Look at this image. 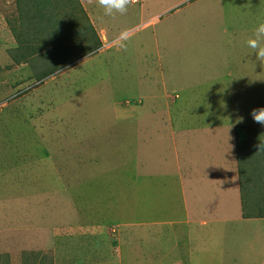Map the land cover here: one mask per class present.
<instances>
[{
	"label": "rangeland",
	"instance_id": "obj_1",
	"mask_svg": "<svg viewBox=\"0 0 264 264\" xmlns=\"http://www.w3.org/2000/svg\"><path fill=\"white\" fill-rule=\"evenodd\" d=\"M261 22L264 0H0V264H264V226L233 224L264 216Z\"/></svg>",
	"mask_w": 264,
	"mask_h": 264
},
{
	"label": "crops",
	"instance_id": "obj_2",
	"mask_svg": "<svg viewBox=\"0 0 264 264\" xmlns=\"http://www.w3.org/2000/svg\"><path fill=\"white\" fill-rule=\"evenodd\" d=\"M223 125H225V124H220V125H217V128L215 129V127L213 126V129H215V130H217L218 131V139L216 140L214 137H212L211 135H210V138L209 139H206L205 141H204V143L206 144V146H204V149H206V152L208 153V154H211L212 152L211 151H209L208 149H207V147H209V145H210V142L212 143V144H214L215 146H218V147H221L222 145H223V140H222V132H226V130H224V126ZM229 126V125H228ZM209 130H211V127L209 128ZM194 134V133H193ZM194 136V139L195 140H190L189 142H191V141H196V140H198V141H202L201 140V136H199V135H197V134H194L193 135ZM208 140V141H207ZM184 141L186 142V138H184ZM201 144H198V143H196L195 144V146L197 147L196 149H198V147L200 146ZM202 148V147H201ZM200 148V149H201ZM225 153H229V152H225ZM230 154V153H229ZM219 156H221V155H219ZM196 157V155L194 154V156L193 157H189L191 160H193L194 158ZM211 156L210 155H208V157H207V159L205 160V161H203L204 163L203 164H200L199 165V169H201L202 170V168H204L205 170H204V172L206 171V173H207V170L209 171L208 173H207V178H208V181H207V186H203V187H207V188H205L207 191H209V192H211V185H212V183L211 182H209V179H213L214 180V185H216L215 184V181L219 178V174H224V173H222L221 172V167H224V166H222L223 165V162H221L220 160H218V155H214V159H211L210 158ZM219 158H221V157H219ZM196 159V158H195ZM223 159H225V158H223ZM224 161H226V160H224ZM196 161H191V163L193 164V163H195ZM193 166V165H192ZM228 169H229V171L231 172V174H232V172H233V169H232V166H228ZM189 173L187 172V175H188ZM186 175V177L185 178H187V180H190V183H194L195 181H197L198 180V177L199 176H195L196 174L194 173L193 175H191V174H189V176H187ZM184 176H185V172H184ZM190 177H191V179H190ZM220 178H221V175H220ZM187 180H185L184 182V185H187ZM226 181V180H225ZM178 182H179V178H178ZM187 182V183H186ZM190 183L187 185V186H190ZM197 183V182H196ZM195 183V184H196ZM219 182H217V184H218ZM194 184V185H195ZM211 184V185H210ZM183 185V186H184ZM181 186V185H180ZM191 187V186H190ZM229 188V187H228ZM240 188H239V191H238V193H239V195H240ZM203 191H205V190H203ZM202 191V192H203ZM236 191L237 190H235L233 193H231L233 196H235L237 193H236ZM212 193V192H211ZM238 195V194H237ZM240 197L238 196L237 198H236V200H235V198L233 197V199H234V202L236 201V203L238 202L239 203V205L237 204V206H236V209L234 210V211H238V210H240V208H241V202H240V199H239ZM196 201H197V199H195ZM199 202H202V201H199ZM233 202V201H232ZM203 203H197V206H203L202 205ZM239 212V211H238ZM223 213V212H222ZM222 213H220V211L219 212H216V213H214V218L216 219V217H219V216H221L222 215ZM224 213H226L227 215H225V216H230V215H232L233 213H232V211H229V212H224ZM241 216H242V213H241ZM239 217L238 218V216L236 217V215H235V217H234V222H233V224L234 225H236L237 227H239L240 229H250V228H252V229H254L255 227H258L259 225L260 226H264V216H255L254 218H251L250 216L249 217H247V216H242V217ZM185 218H187V216H185ZM213 219V218H212ZM186 220V219H185ZM226 220H227V218H226ZM229 220L232 222V220H231V218H229ZM186 221H188V220H186ZM193 221V220H192ZM216 220H210V218H201V219H199L198 220V224H202V225H205V224H208L209 222H212V223H216L215 222ZM263 224V225H262ZM221 252H222V249L220 250ZM223 264V263H222Z\"/></svg>",
	"mask_w": 264,
	"mask_h": 264
},
{
	"label": "clouds",
	"instance_id": "obj_3",
	"mask_svg": "<svg viewBox=\"0 0 264 264\" xmlns=\"http://www.w3.org/2000/svg\"><path fill=\"white\" fill-rule=\"evenodd\" d=\"M97 3L104 10V15L114 16L119 13L125 14L128 7L135 3V0H97ZM131 39L130 30H123L116 38L115 43L118 47L126 50V41ZM246 45L252 50V54L255 55L257 61L264 65V22L259 23L253 31V34L246 40ZM250 115L254 122L264 126V107L254 108L251 110ZM241 121L243 118H239ZM239 122V121H238ZM259 150L264 148V143L258 145Z\"/></svg>",
	"mask_w": 264,
	"mask_h": 264
}]
</instances>
